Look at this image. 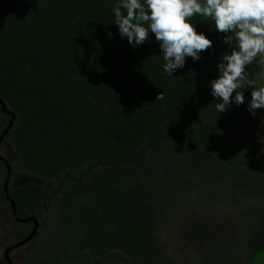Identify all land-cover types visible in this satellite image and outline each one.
<instances>
[{
  "label": "trees",
  "instance_id": "trees-1",
  "mask_svg": "<svg viewBox=\"0 0 264 264\" xmlns=\"http://www.w3.org/2000/svg\"><path fill=\"white\" fill-rule=\"evenodd\" d=\"M119 2L0 0L4 138L11 174L30 177L8 190L24 215L47 210L34 260L179 264L167 231L192 264H264V108L249 111L248 86L219 113L211 92L227 34L193 16L212 47L169 75L154 33L135 47L120 36ZM261 59L246 66L257 88Z\"/></svg>",
  "mask_w": 264,
  "mask_h": 264
},
{
  "label": "clouds",
  "instance_id": "clouds-1",
  "mask_svg": "<svg viewBox=\"0 0 264 264\" xmlns=\"http://www.w3.org/2000/svg\"><path fill=\"white\" fill-rule=\"evenodd\" d=\"M114 14L120 36L127 37L133 47L155 34L165 61L164 72L169 75L184 66L186 57L199 60L200 53L212 47V40L198 33L191 22L197 15L211 19L218 32L227 34L224 43L232 47L217 64L219 77L211 81L212 95L218 101L215 108L219 113L226 111L233 92L235 103L243 104L242 89L248 86L253 89L249 111L255 115L257 109L264 108V86L257 88L246 72L257 56L264 57V0H120ZM260 64L264 65V59ZM157 99H163L162 92Z\"/></svg>",
  "mask_w": 264,
  "mask_h": 264
},
{
  "label": "flooded vegetation",
  "instance_id": "flooded-vegetation-1",
  "mask_svg": "<svg viewBox=\"0 0 264 264\" xmlns=\"http://www.w3.org/2000/svg\"><path fill=\"white\" fill-rule=\"evenodd\" d=\"M3 117L0 131L7 122L5 116ZM5 142L6 139L3 138L0 145V174L2 173L0 177V264H43L34 260V252L42 244L41 241L46 242L43 238L47 239L42 232L43 219L47 217V210L41 211L36 208L34 213L28 215L17 210L8 186L15 187L18 184H23L30 177L20 171L11 174L12 164H14L11 159L13 154L10 156L1 152ZM8 166L10 171L7 177ZM10 199L13 201L14 207H12ZM31 217L37 220V227L34 234L28 238L35 224ZM39 253L44 254L43 247Z\"/></svg>",
  "mask_w": 264,
  "mask_h": 264
},
{
  "label": "rangeland",
  "instance_id": "rangeland-1",
  "mask_svg": "<svg viewBox=\"0 0 264 264\" xmlns=\"http://www.w3.org/2000/svg\"><path fill=\"white\" fill-rule=\"evenodd\" d=\"M3 118H4L3 115L0 114V125H2V119ZM261 138H264V137L260 135L258 137V141H259V144L263 145L264 142H260L261 141ZM1 152L2 153H7L10 156H11V154H13L12 153V149H11V147H10V145H9V143H8L7 140H6L5 143H3L2 148H1ZM11 158H14V157L11 156ZM1 175H2V173L0 174V177H1ZM183 208H185V209H183L182 211L194 210V211H196V213H200V211H202V210H203V212H205L207 209L209 210V208H207V206L205 204H203V205L202 204L201 205H199V204H193L192 202H190V201H188L186 199L183 202ZM236 214L237 213L233 212L231 214H227V215H229L227 217H225V215L223 217L222 216L221 217L224 218V219L225 218H229L230 219V222H233L234 219H236ZM172 223L173 224H176V222H172ZM46 233L51 237V238L49 237L48 241L49 240L51 241L53 239L52 236H53V233H54V229H51V230L47 231ZM161 234H162V241L169 242L170 243L171 247L169 248V251H170V253H171V255H172V257L174 259H178L179 258L178 259V263L179 264H192L193 261H195V257L194 258L191 257L192 259H189V258H186V257H181L179 255H176L175 256V246H176L174 244L175 237L172 235V233H168L167 231H163ZM244 256H245V260L244 261H249L250 260L249 259L250 258V255L246 254Z\"/></svg>",
  "mask_w": 264,
  "mask_h": 264
},
{
  "label": "water",
  "instance_id": "water-1",
  "mask_svg": "<svg viewBox=\"0 0 264 264\" xmlns=\"http://www.w3.org/2000/svg\"><path fill=\"white\" fill-rule=\"evenodd\" d=\"M0 110H1L3 115L9 117L8 120H7L6 126L0 132V145H1V141L6 136L8 130L11 128V126L13 124V121L15 119V114L12 111H10L9 109L6 108L5 103L3 102V100L1 98H0ZM0 158H1V156H0ZM9 168L10 167L8 166V168H7V177H8V173L10 171ZM5 189H6V187H5ZM10 201H11L12 207H14L13 201L11 199H10ZM31 220H33L35 224L33 226L32 232L28 236V238H30V236H32L34 234V231H35V229L37 227V220L34 217H31Z\"/></svg>",
  "mask_w": 264,
  "mask_h": 264
}]
</instances>
